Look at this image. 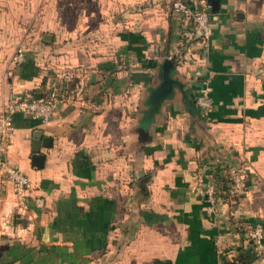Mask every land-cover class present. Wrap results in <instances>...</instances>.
I'll return each instance as SVG.
<instances>
[{
    "label": "crops",
    "instance_id": "0c3cea01",
    "mask_svg": "<svg viewBox=\"0 0 264 264\" xmlns=\"http://www.w3.org/2000/svg\"><path fill=\"white\" fill-rule=\"evenodd\" d=\"M187 1L209 10L210 34L174 63L173 0H0V106L58 96L48 121L13 116L6 156L29 208L19 216L0 185V264H220L249 250L264 218V0ZM244 163V195L209 208L200 187Z\"/></svg>",
    "mask_w": 264,
    "mask_h": 264
},
{
    "label": "built area",
    "instance_id": "2783aa9c",
    "mask_svg": "<svg viewBox=\"0 0 264 264\" xmlns=\"http://www.w3.org/2000/svg\"><path fill=\"white\" fill-rule=\"evenodd\" d=\"M173 10L181 17L183 29L181 40L176 45L169 57L181 56L185 47L195 40L205 42L210 34V14L204 5L188 2L187 0H173ZM24 48L18 45L15 49L13 61L16 65L24 60ZM211 96L207 89H202L196 95V103L206 114L211 106ZM58 104V98L52 89L51 98H35L32 96H20L14 92L9 93L0 106V185L10 183L16 197L17 214L19 216L26 213L29 208L28 187L29 178L19 166L9 161L6 156L11 137L14 132L13 116L17 112L29 113L42 121H48L54 114ZM247 165H228L225 173L230 180V190L233 194H243L246 190V179L248 174ZM200 193L208 202V207L212 208L221 201L219 191L215 182L207 181L200 187ZM249 236L256 246L264 249L263 237L264 229L262 224L257 222L250 229ZM220 264H223L221 262Z\"/></svg>",
    "mask_w": 264,
    "mask_h": 264
},
{
    "label": "trees",
    "instance_id": "16d2710c",
    "mask_svg": "<svg viewBox=\"0 0 264 264\" xmlns=\"http://www.w3.org/2000/svg\"><path fill=\"white\" fill-rule=\"evenodd\" d=\"M183 53V51H182ZM181 56H174L170 58V60L174 63L179 62ZM55 92V91H54ZM56 95V93H55ZM57 96V95H56ZM44 98H51L52 97V90H48L43 93ZM58 98V96H57ZM226 167H220L212 176V181L215 182L217 190L219 191V196L222 200H225L226 198L232 199L233 202H238L239 199L244 195L240 194H233L230 190V180L228 175L225 173ZM247 188V185H246ZM261 223L262 227L264 229V218L263 217H257L253 224L255 223ZM251 240V239H250ZM263 243H264V237H263ZM249 250L247 252L239 251L236 253L231 260H224L222 261L223 264H252L256 259L262 256L264 253V249H260L256 246V244L253 241H249L248 243Z\"/></svg>",
    "mask_w": 264,
    "mask_h": 264
},
{
    "label": "water",
    "instance_id": "95a60500",
    "mask_svg": "<svg viewBox=\"0 0 264 264\" xmlns=\"http://www.w3.org/2000/svg\"><path fill=\"white\" fill-rule=\"evenodd\" d=\"M211 1V5H214V0ZM213 8V7H212ZM35 98H40L41 94L40 92H37L34 94ZM52 143V137L48 133H44V135H36L35 139L32 142V162L36 166H43L45 155L40 151V148L42 145H50ZM248 180H246V184H248Z\"/></svg>",
    "mask_w": 264,
    "mask_h": 264
},
{
    "label": "rangeland",
    "instance_id": "374dc122",
    "mask_svg": "<svg viewBox=\"0 0 264 264\" xmlns=\"http://www.w3.org/2000/svg\"><path fill=\"white\" fill-rule=\"evenodd\" d=\"M252 264H264V253L262 254L261 257H259L254 262H252Z\"/></svg>",
    "mask_w": 264,
    "mask_h": 264
}]
</instances>
